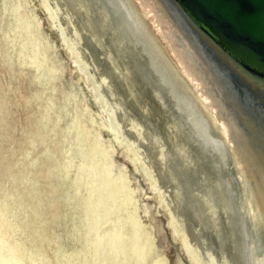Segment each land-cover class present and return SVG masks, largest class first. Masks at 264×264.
Listing matches in <instances>:
<instances>
[{
	"label": "bare ground",
	"instance_id": "bare-ground-1",
	"mask_svg": "<svg viewBox=\"0 0 264 264\" xmlns=\"http://www.w3.org/2000/svg\"><path fill=\"white\" fill-rule=\"evenodd\" d=\"M1 1L4 14L12 16L5 28L0 25L1 58L10 68L30 66L35 88L23 96L26 104L37 100L38 108L22 157L1 191L0 264L73 262L47 231L29 236L21 225L28 217L44 224L59 214L54 200L46 210L38 182L43 181V191L58 192L56 169L71 155L81 158L77 168L87 184L98 185L102 176L118 195L130 189L126 199L132 211L125 220L112 204L102 205L104 186L93 192L100 197L93 208L98 221L111 220L104 234L113 243L112 259L117 262V255L125 253V264H146V240L129 237L125 245L118 243L124 233L116 218L127 225L131 217L141 223L133 188L114 166L112 138L135 166L147 171L158 203L197 264H264V162L255 142L264 129L253 117L258 106H239L166 5L161 0H39L49 28L58 27L66 42L67 54L85 66L94 83L96 78L106 100L97 94L104 126L78 97L75 81L56 96L63 61L41 28L33 0ZM103 127L111 139L103 136ZM38 240L47 243V251Z\"/></svg>",
	"mask_w": 264,
	"mask_h": 264
},
{
	"label": "rangeland",
	"instance_id": "rangeland-1",
	"mask_svg": "<svg viewBox=\"0 0 264 264\" xmlns=\"http://www.w3.org/2000/svg\"><path fill=\"white\" fill-rule=\"evenodd\" d=\"M1 2L0 0V14H3L0 18V23H2L0 25L5 28L6 22L8 23L12 16L10 11L4 14ZM33 3L37 6L35 10L41 21V28L57 45L58 57L63 61L62 72H59V78L57 77L56 80L57 87L54 91L56 96L61 89L66 88V85H70L71 81H75L73 85L75 90L79 91L78 97L83 99L82 103H86L91 113H95L96 118H99L104 123L105 120L99 116L98 112L102 110L99 97H102L103 100H105V97L101 93L100 86L96 88L98 84L96 78L94 80L96 83H94L90 74L86 73L88 71L85 72L81 68H85V66L82 63H77L75 61L76 58L67 54V47L65 49L67 44L64 41L62 42L58 27L52 25L49 28L50 26L43 10L37 5L39 0H33ZM9 50L13 51L12 54L14 53L12 47ZM17 57V54H13L11 58L17 63ZM76 57L78 58V56ZM7 66L0 55V96H3V101L0 100V103H3L0 106V198L3 195L1 193L3 187L8 184L6 183L7 178L14 172V164L22 157L23 153L21 151L24 150L25 144H27L26 137L32 127L31 119L36 112V108H38L37 100L26 104L23 96L24 94H29L28 92L35 88L29 80L30 66L27 64L23 66L14 65L11 68ZM98 93L99 97L97 96ZM104 111L113 117L111 110L104 108ZM103 136L109 139L112 138L111 132L105 127H103ZM112 139L114 166L127 176L128 184L133 188L134 199L137 200V204L133 206L135 207V213H137L135 216H138L141 223L140 225L135 223L134 217H131L128 225L124 221L129 216L127 214H129L130 210L132 211V204L126 199L127 191L129 192L130 189L128 188L127 191L126 189L123 190L126 194L119 192V196L118 193L110 190L112 182H103L101 175L98 179V181L101 180L100 184L98 183L96 186L93 183L87 184V181L82 176L84 171H79L80 169L77 168L81 158L71 155L63 161L65 165L62 164L63 166L60 165L56 169L54 179L57 181L58 192H54V194L45 192L43 191V181L38 182L40 190L42 189L41 194H45L43 196L45 200L43 201L46 210L50 209L51 200H54L59 204V214H56L55 218L53 216L46 218L44 224L40 220L28 217L26 221L21 223L22 227L26 229L29 236L39 234L42 230L47 231V237L53 236L54 238L52 244L55 243L59 247L66 259L73 261L71 264H125L126 260L125 262L122 261L123 255L126 259L125 253L117 255V262L112 259L114 254L113 243H111L108 235L104 234L111 228L109 226L111 220L98 221L94 210H97V208H93L97 204L96 199H100L94 194L96 193V188L102 187L103 189L104 186L106 188L101 192L102 205L112 204L115 208V214L118 215L119 213L120 218L124 219L116 218L121 223L124 233V237L122 238L121 236L118 243L125 245L129 242V237H131L132 241L134 238H139L138 240L140 241L141 239L146 240L147 242L144 245L149 248L146 264H152L156 260L158 261L157 264H162L160 260L162 258L165 259L166 264H197L193 260L192 255L186 250L180 234L172 225L167 210L162 204L158 203V199L151 189L147 171L142 165L139 166L138 163L135 166L132 160L127 157L124 146H120ZM93 188L95 189L94 191ZM122 214H125V217ZM104 236H107L105 240L103 239ZM37 243L47 251V243L41 240H38Z\"/></svg>",
	"mask_w": 264,
	"mask_h": 264
},
{
	"label": "water",
	"instance_id": "water-1",
	"mask_svg": "<svg viewBox=\"0 0 264 264\" xmlns=\"http://www.w3.org/2000/svg\"><path fill=\"white\" fill-rule=\"evenodd\" d=\"M161 1L181 33L203 49L204 61L221 74L239 106H258L256 117L251 115L264 129V0ZM260 140L255 142L264 162V135Z\"/></svg>",
	"mask_w": 264,
	"mask_h": 264
}]
</instances>
